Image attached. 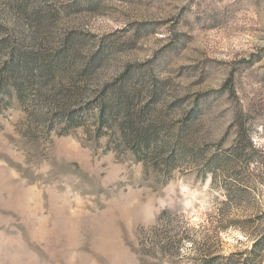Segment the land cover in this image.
Listing matches in <instances>:
<instances>
[{"label":"rangeland","instance_id":"1","mask_svg":"<svg viewBox=\"0 0 264 264\" xmlns=\"http://www.w3.org/2000/svg\"><path fill=\"white\" fill-rule=\"evenodd\" d=\"M0 264H264V0H0Z\"/></svg>","mask_w":264,"mask_h":264},{"label":"trees","instance_id":"2","mask_svg":"<svg viewBox=\"0 0 264 264\" xmlns=\"http://www.w3.org/2000/svg\"><path fill=\"white\" fill-rule=\"evenodd\" d=\"M106 112H107V111L105 110V107H102V112H101V115H100V120H101L102 122L105 121V118H104V117H105ZM128 121H129L130 126L132 127V129H135V128H134V127H135V124H134L135 122H133V121L130 120V119H129ZM137 137H138L139 139H140V138L143 139V138H144V135L140 133V134L137 135ZM258 246H259V244H256V245H255V249H257ZM213 259H216V258H213Z\"/></svg>","mask_w":264,"mask_h":264}]
</instances>
